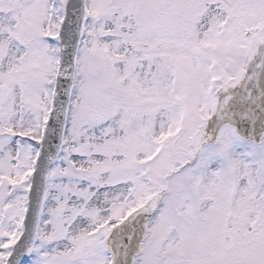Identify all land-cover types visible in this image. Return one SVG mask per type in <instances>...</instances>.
<instances>
[{"label": "snow or ice", "instance_id": "obj_1", "mask_svg": "<svg viewBox=\"0 0 264 264\" xmlns=\"http://www.w3.org/2000/svg\"><path fill=\"white\" fill-rule=\"evenodd\" d=\"M0 264H264V0H0Z\"/></svg>", "mask_w": 264, "mask_h": 264}]
</instances>
